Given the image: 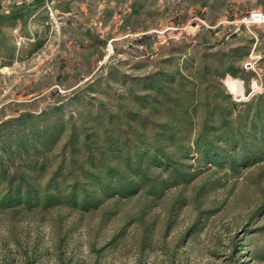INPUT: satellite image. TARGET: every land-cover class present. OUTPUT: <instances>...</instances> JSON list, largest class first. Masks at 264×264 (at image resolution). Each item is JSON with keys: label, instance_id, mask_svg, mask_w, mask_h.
Returning <instances> with one entry per match:
<instances>
[{"label": "rangeland", "instance_id": "obj_1", "mask_svg": "<svg viewBox=\"0 0 264 264\" xmlns=\"http://www.w3.org/2000/svg\"><path fill=\"white\" fill-rule=\"evenodd\" d=\"M255 10L0 0V264H264V152L195 145L218 103L264 150L246 104L264 94Z\"/></svg>", "mask_w": 264, "mask_h": 264}, {"label": "trees", "instance_id": "obj_2", "mask_svg": "<svg viewBox=\"0 0 264 264\" xmlns=\"http://www.w3.org/2000/svg\"><path fill=\"white\" fill-rule=\"evenodd\" d=\"M156 76V74L147 75L146 78ZM190 93V90L187 88H183L182 95L186 99H188V95ZM249 106L255 104V114L253 118L251 119V124L249 127V130L255 131L257 130L258 126H256V122L260 120V113L264 112V94H260L257 97H253L249 102H247ZM218 106V118H217V126L216 129L219 130L218 134H214L215 132L211 133V136L207 135V123L206 121L203 122V124L200 126L199 130L196 132L195 137V145H197L200 153L203 154H212V153H218L221 150H226V146L222 144V142H227L231 147L232 150H235V147L237 146V152H239V157L241 158L242 163L250 164L255 163L257 161L259 153H263L264 150H259L257 147H255L251 142L247 141L246 139V130H243V126L240 123V120L238 117L234 116H227L225 114V109L222 105ZM216 135V136H214ZM217 137L216 140H214L213 137ZM258 136L260 140H264V123H260V127L258 129ZM217 155V154H216ZM215 158V156H214ZM128 165V164H127ZM109 172H115L117 176H120L119 170L116 169V166H110ZM136 175L143 178L145 182H148L151 185H155L154 180H152L148 174L143 172L142 167L139 163L136 164L135 168ZM82 192L85 194L83 200L88 197L86 194V189H83Z\"/></svg>", "mask_w": 264, "mask_h": 264}, {"label": "built area", "instance_id": "obj_3", "mask_svg": "<svg viewBox=\"0 0 264 264\" xmlns=\"http://www.w3.org/2000/svg\"><path fill=\"white\" fill-rule=\"evenodd\" d=\"M249 20L253 23H264V12L262 11H252L249 15Z\"/></svg>", "mask_w": 264, "mask_h": 264}, {"label": "bare ground", "instance_id": "obj_4", "mask_svg": "<svg viewBox=\"0 0 264 264\" xmlns=\"http://www.w3.org/2000/svg\"><path fill=\"white\" fill-rule=\"evenodd\" d=\"M228 83L234 92L242 93L243 86L241 81L231 79Z\"/></svg>", "mask_w": 264, "mask_h": 264}]
</instances>
